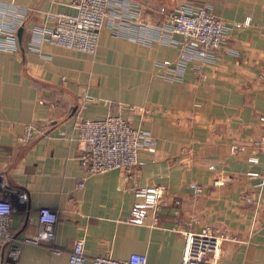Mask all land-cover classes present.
<instances>
[{"label": "crops", "instance_id": "obj_1", "mask_svg": "<svg viewBox=\"0 0 264 264\" xmlns=\"http://www.w3.org/2000/svg\"><path fill=\"white\" fill-rule=\"evenodd\" d=\"M12 1L30 11L19 52L0 53V191L26 198V209L12 217L18 237L36 232L39 207L55 210L52 245L61 251L27 244L15 264H71L68 254L78 239L82 264L100 254L125 259L131 253L146 255L147 264H180L184 239L175 227L198 231L204 225L228 236L217 264H264V186L254 188L261 179L247 175L264 174V149L254 145L264 138V0H134L153 21L160 6L183 1L207 4L226 22L250 18L248 26L229 33L216 63L203 66V77L188 66L181 82L165 81L155 66L176 59L179 48L115 38L106 28L94 54L47 43L41 55L31 53L30 28L50 27L51 14L74 10L67 0ZM83 94L91 101L80 111ZM112 114L155 139L154 150L138 152L135 182L122 169L83 179L74 120ZM29 122L45 125L48 136L18 143ZM233 144L244 151L231 154ZM251 155L259 162H248ZM134 183L163 186L166 199L178 200V216L170 204L158 211L156 226L150 225L151 212L145 224L129 222ZM9 259L5 248L0 262Z\"/></svg>", "mask_w": 264, "mask_h": 264}, {"label": "built area", "instance_id": "obj_2", "mask_svg": "<svg viewBox=\"0 0 264 264\" xmlns=\"http://www.w3.org/2000/svg\"><path fill=\"white\" fill-rule=\"evenodd\" d=\"M73 12H57L51 14L52 25L30 28V38L26 49L34 54H42V46L47 43L61 48L94 54L102 28L108 29L110 35L128 41L150 46L153 43L179 48L174 60L155 62L161 69L159 75L168 82H181L190 66L199 77H203V66L214 65L217 52L226 47L229 33L250 24V18L242 22H226L210 12L207 4L183 1L175 6H160L158 19L153 21L145 17V7L134 0H67ZM30 8L20 6L14 1L0 0V53L15 54L20 50L18 30L23 27ZM91 99L80 96V111L85 109ZM131 111L135 110L131 106ZM139 111L147 113L144 108ZM264 121V117H261ZM77 139L83 144V153L79 163L84 178L103 174L113 169H122L125 176L135 182L139 172L134 168L140 164L139 150H154L155 139L151 132L141 127H134L130 121L120 114L107 115L101 119H88L77 116L74 120ZM47 137L45 125L29 122L24 124L23 131L17 136L18 143H26L35 137ZM257 148L264 149V138L254 142ZM244 151V146L233 144L230 153ZM250 163L259 162V158L251 155ZM249 177L261 180L252 186L261 191L264 186V174L248 172ZM216 184L217 181H214ZM83 186V181L79 184ZM195 193L199 186L190 184ZM134 197L128 221L134 224H145L151 212V226L158 223V211L170 204L175 207L178 216V200L164 197V188L160 185L141 186L134 183ZM26 209V198L21 195L14 199L6 191H0V257L6 248L9 261L0 264H15L24 245H47L55 254L61 251L52 245L57 212L42 206L37 210V230L31 235L18 237L11 230L14 213ZM182 234L184 248L180 264H217L220 243L228 239L227 234L210 225L193 231L175 227ZM83 241L74 242L68 254L71 264L85 262ZM92 264H147L144 254L131 253L125 259H115L109 254H100L91 259Z\"/></svg>", "mask_w": 264, "mask_h": 264}, {"label": "water", "instance_id": "obj_3", "mask_svg": "<svg viewBox=\"0 0 264 264\" xmlns=\"http://www.w3.org/2000/svg\"><path fill=\"white\" fill-rule=\"evenodd\" d=\"M21 30H22L21 28L18 30V36H20Z\"/></svg>", "mask_w": 264, "mask_h": 264}]
</instances>
